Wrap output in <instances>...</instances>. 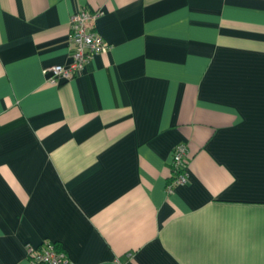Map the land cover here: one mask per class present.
Segmentation results:
<instances>
[{
  "label": "crops",
  "instance_id": "crops-1",
  "mask_svg": "<svg viewBox=\"0 0 264 264\" xmlns=\"http://www.w3.org/2000/svg\"><path fill=\"white\" fill-rule=\"evenodd\" d=\"M82 6L107 47L51 84ZM44 241L69 264H264V0H0V264Z\"/></svg>",
  "mask_w": 264,
  "mask_h": 264
},
{
  "label": "built area",
  "instance_id": "built-area-1",
  "mask_svg": "<svg viewBox=\"0 0 264 264\" xmlns=\"http://www.w3.org/2000/svg\"><path fill=\"white\" fill-rule=\"evenodd\" d=\"M99 9L79 7L69 17L68 46L71 60L67 64L55 63L47 66L45 72L47 81L57 84L61 79L76 76L94 54L107 47L103 37L95 29V21L100 14ZM189 150L185 142L177 143L172 151V176L166 185V192L172 193L177 185L187 182V158ZM28 264H69L66 252L57 248L50 241H44L38 246H25Z\"/></svg>",
  "mask_w": 264,
  "mask_h": 264
},
{
  "label": "trees",
  "instance_id": "trees-1",
  "mask_svg": "<svg viewBox=\"0 0 264 264\" xmlns=\"http://www.w3.org/2000/svg\"><path fill=\"white\" fill-rule=\"evenodd\" d=\"M56 245V244H55ZM57 248H59V246L56 245Z\"/></svg>",
  "mask_w": 264,
  "mask_h": 264
}]
</instances>
